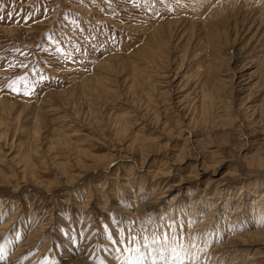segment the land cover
<instances>
[{"label": "rangeland", "instance_id": "rangeland-1", "mask_svg": "<svg viewBox=\"0 0 264 264\" xmlns=\"http://www.w3.org/2000/svg\"><path fill=\"white\" fill-rule=\"evenodd\" d=\"M1 139L0 264H264V0H0Z\"/></svg>", "mask_w": 264, "mask_h": 264}, {"label": "bare ground", "instance_id": "bare-ground-1", "mask_svg": "<svg viewBox=\"0 0 264 264\" xmlns=\"http://www.w3.org/2000/svg\"><path fill=\"white\" fill-rule=\"evenodd\" d=\"M231 79V78H230ZM1 138H2V136H1ZM3 139V138H2ZM2 139L0 140L1 141V143L3 142L2 141ZM0 143V144H1ZM2 146H1V150H3L4 148L3 147H6V144L4 143V144H1ZM12 152V151H11ZM51 164V163H50ZM169 173V172H168ZM161 177V180H163V179H166L167 177H170L169 175L167 176V175H165V174H163V175H161L160 176ZM187 179H189V177H187ZM164 181V180H163ZM191 181H189V180H186V183H190ZM167 189V188H166ZM161 198V197H160ZM6 224V223H5ZM7 225V224H6ZM200 227V226H199ZM261 233V232H260ZM258 235H260L259 233H257ZM249 236H247L248 238H250V236H251V233H249L248 234ZM262 235H263V233H262ZM255 236V235H254ZM254 236H251V237H254ZM246 237V238H247ZM258 238V237H257ZM254 242H252V243H261V241H259V240H254V239H252ZM241 241H243V239H238V240H234L232 243H231V245L230 246H236V247H239V246H241V245H244V241L242 242V243H240ZM263 241V240H262ZM263 243H264V241H263ZM21 247V246H20ZM226 248H228V247H226ZM232 248V247H231ZM230 248V249H231ZM17 252L15 253V254H13V256H12V259L13 258H15V255L17 256V255H19V250H16ZM22 252V251H21ZM9 260L10 262H8L9 264H16V262H15V260ZM252 260V259H251ZM236 261H234V263H235ZM81 263H83V262H81V261H79V262H75L74 264H81ZM228 264H230V263H228ZM247 264V263H246ZM255 264H258V263H255Z\"/></svg>", "mask_w": 264, "mask_h": 264}]
</instances>
